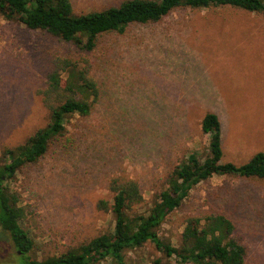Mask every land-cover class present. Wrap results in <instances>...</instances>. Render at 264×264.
I'll return each instance as SVG.
<instances>
[{
    "label": "rangeland",
    "instance_id": "1",
    "mask_svg": "<svg viewBox=\"0 0 264 264\" xmlns=\"http://www.w3.org/2000/svg\"><path fill=\"white\" fill-rule=\"evenodd\" d=\"M72 2L80 13L119 0ZM74 48L0 14V155L47 124L39 90L55 58L77 55ZM87 57L101 103L73 120L72 143L54 144L10 183L30 206L26 225L35 245L29 255L38 259L114 228L112 213L97 207L111 196L112 176L136 179L149 202L184 156L207 153L201 121L208 112L221 120L222 162L245 164L264 151V13L178 8L160 22L101 36ZM206 210L233 220L248 249L244 264H264V181L214 176L200 183L161 234L177 242L184 219ZM9 244L0 264H22L11 238ZM126 257L128 264H177L152 242Z\"/></svg>",
    "mask_w": 264,
    "mask_h": 264
},
{
    "label": "trees",
    "instance_id": "2",
    "mask_svg": "<svg viewBox=\"0 0 264 264\" xmlns=\"http://www.w3.org/2000/svg\"><path fill=\"white\" fill-rule=\"evenodd\" d=\"M72 0H0V14L31 30H40L72 43L77 55L57 56L39 90L48 110V122L26 139L5 146L0 155V221L21 253L22 264H128L127 253L155 244L166 259L177 264H244L248 253L233 220L223 212L206 210L187 216L183 229L173 242L161 234L167 217L181 209L191 191L214 176L255 178L264 181V151L247 163L222 162V124L218 114L208 112L201 121L209 135L208 151H192L169 172L147 201L140 183L124 175H114L108 182L110 198L97 202L99 210L112 213L114 228L78 245L40 259L29 253L34 239L27 227L29 205L10 183L20 168L44 158L54 144L67 145L72 138L70 125L76 117L90 116L101 103L102 88L93 75V52L100 37L124 33L134 23H157L178 8H217L233 6L264 13V0H119L118 3L76 12ZM161 264V259L154 261Z\"/></svg>",
    "mask_w": 264,
    "mask_h": 264
},
{
    "label": "flooded vegetation",
    "instance_id": "3",
    "mask_svg": "<svg viewBox=\"0 0 264 264\" xmlns=\"http://www.w3.org/2000/svg\"><path fill=\"white\" fill-rule=\"evenodd\" d=\"M2 236V237H1ZM11 236L10 233L8 231H6L0 221V245H2V247L0 248V254L3 253V255H7L10 252V244H9V240H10ZM12 239V238H11ZM8 241V242H7ZM18 254H20V251H16Z\"/></svg>",
    "mask_w": 264,
    "mask_h": 264
}]
</instances>
